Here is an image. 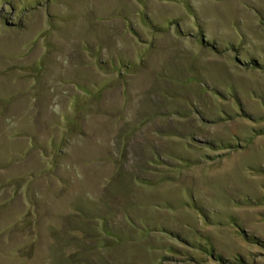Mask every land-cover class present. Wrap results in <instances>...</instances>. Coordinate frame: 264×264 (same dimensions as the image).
Here are the masks:
<instances>
[{"label":"rangeland","instance_id":"1","mask_svg":"<svg viewBox=\"0 0 264 264\" xmlns=\"http://www.w3.org/2000/svg\"><path fill=\"white\" fill-rule=\"evenodd\" d=\"M0 264H264V0H0Z\"/></svg>","mask_w":264,"mask_h":264}]
</instances>
